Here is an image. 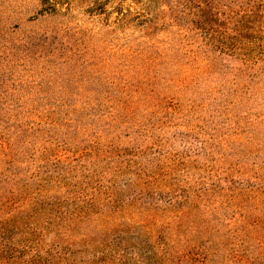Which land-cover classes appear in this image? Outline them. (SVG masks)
Returning <instances> with one entry per match:
<instances>
[{"label": "rangeland", "instance_id": "1", "mask_svg": "<svg viewBox=\"0 0 264 264\" xmlns=\"http://www.w3.org/2000/svg\"><path fill=\"white\" fill-rule=\"evenodd\" d=\"M0 264H264V0H0Z\"/></svg>", "mask_w": 264, "mask_h": 264}]
</instances>
